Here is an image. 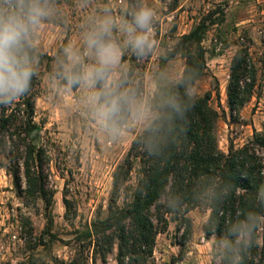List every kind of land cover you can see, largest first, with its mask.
Here are the masks:
<instances>
[{"label":"rangeland","instance_id":"1","mask_svg":"<svg viewBox=\"0 0 264 264\" xmlns=\"http://www.w3.org/2000/svg\"><path fill=\"white\" fill-rule=\"evenodd\" d=\"M57 2L61 15L37 43L38 81L33 91L37 94L34 121L39 131L32 139L48 155L47 187L52 200L34 203L20 196L10 164L0 157V264H118L117 246L104 263L89 246L86 233L98 219L108 216L114 173L145 130L130 123V131L110 141L81 103L83 90L65 92L51 82L63 48L78 41L85 19L103 7L105 0H92L87 9L77 7L75 0ZM107 2L114 12H122L129 4L128 0ZM145 2L157 12V48L142 61L131 53L124 58L126 69L135 71L133 79L144 96L155 101L160 91L155 77L161 71L173 79L183 76L186 60L180 40L205 23L208 31L203 47L208 70L198 83V96L213 92L212 106L221 114L220 149L226 154L232 146L242 149L256 133H264V0ZM173 8L177 10L173 12ZM242 48L250 52L257 82L253 99L240 121L233 123L227 91L233 60ZM260 154L264 157L263 150ZM137 181L135 171L131 185L136 186ZM211 214L207 207L192 211L188 215L191 227L170 217L168 230L157 238L154 264H222L223 250L216 236L209 238L205 231ZM260 244L263 246V239Z\"/></svg>","mask_w":264,"mask_h":264},{"label":"trees","instance_id":"2","mask_svg":"<svg viewBox=\"0 0 264 264\" xmlns=\"http://www.w3.org/2000/svg\"><path fill=\"white\" fill-rule=\"evenodd\" d=\"M207 31L204 23L180 40L186 60L183 76L193 75L198 83L208 70L207 52L203 47ZM130 73L134 77L135 71ZM37 81V77L33 79L30 92L19 101L0 107V157L10 164L9 171L20 196L30 202L49 204L52 199L47 187L48 155L32 139L39 131L34 121L37 94L33 91ZM256 82L250 52L242 48L233 60L227 91L233 123L240 121L242 111L253 99ZM213 98V92L197 97L194 107L181 122L183 131L179 136L175 128L163 122L158 139L167 146L159 157L146 153V132L133 141L130 152L114 173L108 216L98 219L86 233L89 246L102 262L106 263L117 246L118 264H154L157 238L168 230L169 218L190 226L188 215L201 207L212 211L205 231L209 238L216 236L218 241L243 213H264L255 201L256 191L264 186V157L260 154L264 151V133H256L253 141L242 149L232 146L228 154L224 153L218 139L221 114L212 106ZM135 171L138 181L132 186ZM24 182L26 188H23ZM229 185L232 188L224 196ZM220 259L222 264H230L223 251ZM244 264H264V226L258 230Z\"/></svg>","mask_w":264,"mask_h":264},{"label":"clouds","instance_id":"3","mask_svg":"<svg viewBox=\"0 0 264 264\" xmlns=\"http://www.w3.org/2000/svg\"><path fill=\"white\" fill-rule=\"evenodd\" d=\"M92 0H75L87 9ZM61 15L57 0H0V107H9L31 90L38 76L37 43L43 31ZM157 12L145 0H130L122 12L104 6L85 19L76 43L69 42L50 76L65 92L83 90L81 103L87 114L112 142L119 140L130 123L146 134L144 148L159 157L167 146L158 139L164 121L183 131L181 122L194 107L198 80L193 75L173 79L167 71L155 77L158 99H147L126 69V53L142 61L157 48L154 36ZM176 89V90H173ZM232 186L223 192L227 196ZM264 209V186L255 194ZM264 226V213L247 211L235 219L218 241L230 264H244V257Z\"/></svg>","mask_w":264,"mask_h":264}]
</instances>
